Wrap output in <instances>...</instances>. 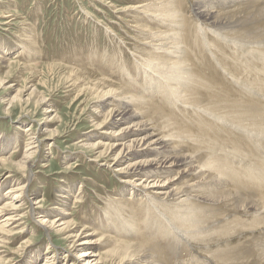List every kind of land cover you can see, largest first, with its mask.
I'll return each mask as SVG.
<instances>
[{
	"label": "bare ground",
	"instance_id": "1",
	"mask_svg": "<svg viewBox=\"0 0 264 264\" xmlns=\"http://www.w3.org/2000/svg\"><path fill=\"white\" fill-rule=\"evenodd\" d=\"M212 6H210L211 9H213ZM259 6H264V0ZM145 7L141 5L138 9L139 20L136 30L133 29L138 34L135 37L137 44L134 53L136 54H133L134 57H138L135 66L132 67L133 69L128 67L130 60L128 63L124 61L126 58L124 52L120 54L123 62L116 66L122 76L120 81L129 92L126 91L125 97L123 91L118 92L117 96L115 95V104L107 97L109 93L112 95L117 90L107 89L108 86L103 87V95L97 97L101 99L99 101L103 109L98 110L97 114L104 121L96 126L104 132L106 143L103 144L101 139L95 141L91 137L90 143H85L93 150L105 146L104 152L101 153L102 160L106 161L105 165L112 168L124 184L123 194L117 199L111 197L110 202L113 206L107 213L106 229L112 235L107 234L103 245L111 248L110 264H264V147L257 145L263 156L261 157L258 153L256 158L253 155L255 162H252L249 161L250 158L242 159L249 154L248 149H244V145H241L243 142L235 143L232 140L229 144L223 142L220 144L218 140L209 138L207 136L209 134L206 135L207 131L212 137L215 131L222 132L225 128L222 125L223 122L225 124L230 122L233 124L232 127H239L238 125L246 124L247 119L257 121L254 125L264 131V105H261L263 102L254 103L249 99V102L240 105L243 100L238 103L236 101L238 98L230 100H234L232 103L225 102L226 98L237 95L236 85L239 82L242 87H247L246 83H248V87L262 88L264 54L259 53V56H256L247 72V66L243 68L247 75L254 77L251 82H247L245 77L241 78L239 72L235 73L228 64L227 61L230 59L226 57L229 56L225 53L226 49L222 48L228 43L220 45L221 32L219 37L214 35L215 30H212L213 32L209 30L211 28L235 30L232 26H222L221 11L197 9L195 17L200 22L204 21L203 23H206L208 30L212 33L207 32L208 30L202 31L200 22L198 27L193 24L196 32L192 33L184 16L183 6L178 0H163L161 3ZM257 7L256 4L250 5V8ZM198 28L200 31H197ZM235 32L243 35L246 30ZM225 35L224 38H227ZM209 38L214 42L211 43ZM222 38L221 40L224 39ZM238 41H232L233 46L236 47L235 52L237 48L244 46L242 44L239 46ZM251 43L246 46H250ZM255 44L259 45V43ZM229 47L232 46L229 45ZM242 49L239 48V50ZM143 51L147 55H144ZM235 54H233L234 57ZM222 55L225 59L221 58ZM0 58L2 59V56ZM112 58L107 61L111 64L117 63V56ZM206 65L212 67L210 72L215 76L219 72L216 69L226 70L227 78L222 77L226 85L219 87L220 80L206 76ZM236 65L233 68H237ZM259 79H262V82ZM209 83L217 85V90H210ZM157 95L159 100L156 98ZM104 107L108 109L105 110ZM179 109L188 114L186 117H189L191 121L181 118L182 122L185 121L190 125V129L180 126V129H183L178 130L175 126L176 130L173 132V125L169 127L173 133L164 135L163 130L169 131V128L161 129L155 125V120H147L149 113L155 111L161 115L160 118L156 117L154 112L155 117L159 118L167 128L168 123L171 126L176 122L172 120ZM179 114L180 112L177 115ZM183 115L185 118L186 114ZM207 117L214 118V121L209 124L213 126L212 128L215 127L214 129L217 126L218 130L205 129L209 125ZM214 122L216 125L213 124ZM218 122L222 123V128ZM188 124L183 125L185 127ZM195 129L199 132L197 137L194 136L197 133ZM188 137H194V147H202L203 150L197 154H191L190 150L193 147L191 148V145L184 141L188 143L184 144L187 155L177 152L175 148L181 147L180 143L185 138L188 140ZM31 146L32 144H28L25 147L21 160V164L26 168L32 166L31 158L36 153L32 150L38 147ZM3 150L0 146V156L7 151ZM214 151L215 153L212 154L211 152ZM101 157H97L95 162H100L98 158ZM7 159L0 158V163H6ZM109 160L110 164H108ZM240 182L252 183V186L258 187L259 190L262 187L263 195L260 198L250 195V198L243 200V195L239 193L238 188ZM177 183L181 186L178 184L177 187ZM228 183L235 187L238 185V189L236 188L238 191L228 189L226 187ZM27 184L11 186L6 193L0 194V232L7 233V228L16 221L15 214L19 210L15 201L28 198ZM252 186L250 185L249 188ZM35 204L38 203H32L31 217L42 229L48 233L55 230L66 233L70 229L71 223L68 221L70 215L66 213L68 208L55 211L56 216H50L47 213L40 215L43 212L37 211L33 207ZM259 230L260 235H256L255 233ZM70 234L74 251L69 254L71 256L73 254L80 264H93V262L99 264L100 256L98 260H91L95 253L92 245L102 242L95 237L97 232L79 229L70 231ZM235 240H244V243L232 246ZM2 243L0 238V248ZM253 254L258 255L259 259ZM47 257L43 259L42 264H62L59 255ZM36 264H40V260Z\"/></svg>",
	"mask_w": 264,
	"mask_h": 264
},
{
	"label": "rangeland",
	"instance_id": "2",
	"mask_svg": "<svg viewBox=\"0 0 264 264\" xmlns=\"http://www.w3.org/2000/svg\"><path fill=\"white\" fill-rule=\"evenodd\" d=\"M161 1L0 0V56H2V59L0 58V85L3 83L0 86V146L1 149L7 150L0 158H8L6 163H0V194L6 193L11 186L15 187L18 184L28 183L26 189L29 195L24 200L15 201L19 210L15 214L16 221L7 228V233L0 232V238L3 241L0 248L1 264H36L38 260L42 264L45 257H51L54 254L61 257L62 264H80L75 260L73 254L72 256L69 254V252L74 251L70 231L79 229L96 231L95 237L102 240L100 244L92 245L95 253L91 260H98L100 256L99 264L111 263V248L103 245L107 234L112 235L106 229V219L108 218L107 213L113 206L110 202L111 197L114 199L120 197L124 191V184L114 170L105 165L106 161L102 160L101 153L104 152L105 146L93 150L88 148L85 143H90L92 139L95 141L101 139L103 144L106 143L104 132L97 129L96 126L104 121L97 114L98 110L103 109L100 105L101 101H99L101 99L97 97L103 95V87L106 88L107 86V89L117 90L112 95L109 93L107 98H110L111 101L114 102L118 92L123 91L124 97L127 96L129 90H125L124 83L120 81L122 76L119 68H117L118 64L121 65L123 62L120 54L121 52L125 53L124 61L128 63L130 60L128 67L133 69L138 58L137 56L134 57L136 54L134 53L136 51L135 45L137 44L135 37L138 35L134 30H136L140 15L138 9L141 8V5L148 7L150 4L152 6V4H158ZM178 1L183 6L182 10H184V16L192 33L193 31L196 32V27L199 24L202 25V31L209 29L206 23H203L204 21L201 20L202 22H200L195 17L197 9L200 11H215L217 9L221 11L222 26H232L235 30L233 28H211L209 30H215L214 33L216 34L214 35H219V37L222 34L221 38H224L227 33L225 35L227 38H222L223 40L219 38L221 46L228 43L222 48L226 49L225 53L229 56L226 58L228 60L233 58V60L227 62L235 73L239 72L241 78L245 77L247 82H251L254 77L247 75L244 69L247 66V72L256 56L258 57L259 53L264 54V6H259L263 0ZM251 4H256L258 7L250 8ZM209 5H213V9ZM142 23L143 20L140 24L142 25ZM209 30L207 32H210ZM236 30H246V32L243 35H238ZM229 38L232 40L230 41ZM234 40H239V46L242 44L246 47L242 46V49L236 45L243 52L239 48L236 50L238 53L235 52L236 47L232 44ZM209 41L214 42L211 38ZM250 42H252V46H246ZM255 43H259V45ZM144 53L147 55L146 52ZM233 54H235L236 60H234ZM112 56H117V63L111 64L107 61L113 59ZM224 57L221 56L225 59ZM244 60L246 61L243 62ZM235 65L238 67L233 68ZM206 66L209 69L205 68L206 76L220 80L219 87L224 85V79L227 78L226 70L216 69L219 72L215 76L210 72L212 67ZM262 79L264 81V78ZM262 79L259 80L262 82ZM263 83L260 89L255 86L248 87V83H246L247 87H242L239 82L236 85L237 95L226 98L225 102L228 103L230 100L238 98L239 100H236L238 103L243 100L240 105L249 99L254 103L256 101L264 103ZM209 86L210 90H217V85L209 83ZM158 97L157 95V100H159ZM227 99L228 101H226ZM114 103L116 104V102ZM263 103L261 105H264ZM130 105L132 106V104ZM104 109L107 110L108 108L104 107ZM182 109H179L173 117L172 122L176 121L175 124L171 122L170 126L168 123L167 128L159 119L161 115L155 111L156 117L159 118H156L154 112L151 111L147 120L153 119L156 123H160L161 127L160 124L152 121L161 129L162 127L168 129L174 125L172 127L173 132L177 127L179 130L180 126L190 129L188 123L182 122V118L191 121L189 117H186L188 114ZM52 110L53 112H49ZM179 112L181 115H177ZM183 114H186L185 118ZM254 118L260 119L259 117ZM206 119L207 124L214 121V118L207 117ZM180 120L188 126L184 127ZM252 120L247 119L246 124L238 125L239 127H232L233 124L230 122L227 124L223 122V124L221 123L225 127L223 131L219 128L222 132L215 131L214 137H212L207 131L206 135L209 134L207 135L209 138L218 140L220 144H229L232 140L235 143L243 142L241 145H244V149H248L249 154L253 153L252 156L249 154L245 157L240 156H243L242 159L248 160L250 158L249 161L255 162L254 156H258V153L261 157L263 156L258 146L264 147V131L259 130L254 125L257 121ZM219 122L218 124L221 125ZM213 124L216 125L215 122ZM212 127L209 124L205 129L211 130ZM170 128L169 131L167 130L168 132L163 130L164 135L173 133ZM214 128L212 131L216 130L217 126L216 129ZM194 131L197 132L194 135L197 137L199 132L196 129ZM194 139V137H188L189 141L186 138L183 139L180 143L181 147H177L175 150L187 155L185 145L189 143L191 148L193 147L191 152L189 151L191 154L201 152L202 147H194ZM242 139L244 140L242 141ZM184 141L188 143L186 144ZM28 144L38 147L32 150L36 152L31 158L32 166L26 168L21 164V160ZM211 153L214 154L215 151ZM99 156L101 157L98 158L100 162H95ZM110 160L108 164L111 163ZM238 169L240 170V168ZM247 183L242 184L240 182L238 187L239 193L243 195V200L250 198V195L255 198H260L263 195L262 187L259 190L258 187L252 186V183ZM178 184L181 186L180 183H177V187ZM249 184L252 186L250 187L251 190H249ZM230 185L231 183H228L226 187L235 192L238 191L236 190L238 185L236 187ZM35 202L38 204L33 207L37 211L43 212L40 215L47 213V215L56 216L55 211L68 208L66 213L70 215L68 221L71 223L69 232L62 233L55 230L48 233L36 224L30 212L32 203ZM247 234L251 235L248 232ZM255 234L260 235V230ZM243 243L244 240H235L232 246ZM253 255L259 259L258 255Z\"/></svg>",
	"mask_w": 264,
	"mask_h": 264
}]
</instances>
